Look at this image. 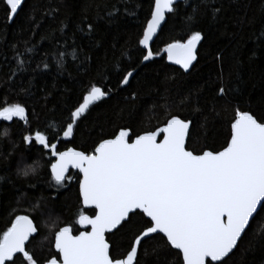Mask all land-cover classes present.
<instances>
[{
    "label": "trees",
    "instance_id": "16d2710c",
    "mask_svg": "<svg viewBox=\"0 0 264 264\" xmlns=\"http://www.w3.org/2000/svg\"><path fill=\"white\" fill-rule=\"evenodd\" d=\"M197 5L198 22L190 29L187 16ZM153 6L154 0H26L9 23L0 0V101L20 103L29 117L27 125L0 123V235L17 215H28L38 227L29 251L39 264L54 253L55 231L72 226L77 234L79 214L93 211L82 210L79 174L71 172L58 190L50 153L23 137L39 131L57 142L91 86L109 97L80 118L69 142H58L60 151L72 147L90 154L119 130L131 129L133 139L161 127L170 115L192 121L189 150L220 151L230 138L234 108L264 119V0L179 3L152 46V61L142 65L139 39ZM214 8L220 9L215 19ZM191 30L204 38L194 67L184 73L167 63L163 49L186 42ZM133 71L122 87L123 77ZM221 85L226 97L218 95ZM28 166L35 167L34 175L18 174ZM140 229L141 221L134 219L107 235L116 255L130 250ZM174 252L162 240H151L139 251V264H173ZM234 253L228 264H264V217L251 224Z\"/></svg>",
    "mask_w": 264,
    "mask_h": 264
},
{
    "label": "snow or ice",
    "instance_id": "6c2138e0",
    "mask_svg": "<svg viewBox=\"0 0 264 264\" xmlns=\"http://www.w3.org/2000/svg\"><path fill=\"white\" fill-rule=\"evenodd\" d=\"M22 2L3 0L10 21L22 10ZM214 2L201 0L205 6ZM183 3L187 6L189 0ZM198 7L187 16L190 29L198 22ZM177 11L178 0H155L151 19L139 39L148 50L144 60L153 57L150 42L166 14L175 15ZM211 11L215 19L220 9ZM203 38L200 31L191 30L186 42L170 43L163 51L170 62L187 72L197 59V46ZM72 55L75 57V53ZM57 63L63 67L62 60ZM132 75L128 72L122 85H127ZM106 95L101 87L91 86L83 102L70 112L62 132L64 141L73 138L76 122L90 105ZM218 95L226 97L228 90L221 85ZM0 104V121L28 124L25 106L7 101ZM233 112L230 138L220 151L189 150L186 143L191 138L192 121L175 115H170L164 126L137 134L134 139L131 129L119 130L113 138L99 142L91 154L74 148L60 151L56 142L39 131L34 136L25 135L23 139L31 147L39 145V150L55 157L50 171L58 190L71 180L69 169L81 174L83 208L94 210L92 215L81 212L75 221L90 231L76 235L72 226H64L54 232V253L45 264H139L143 245L156 239L176 250L173 264H228L251 224L264 217V119L239 108ZM35 171L28 166L18 174L34 175ZM134 219L141 221L140 232L134 236L130 250L118 256L106 234L122 231ZM37 232L33 219L17 215L0 235V264H39L29 251L30 238Z\"/></svg>",
    "mask_w": 264,
    "mask_h": 264
},
{
    "label": "water",
    "instance_id": "95a60500",
    "mask_svg": "<svg viewBox=\"0 0 264 264\" xmlns=\"http://www.w3.org/2000/svg\"><path fill=\"white\" fill-rule=\"evenodd\" d=\"M25 1L26 0H23V2H22V6H23V4L25 3ZM154 2H155V0H154ZM183 2V0H178V4L179 3H182ZM153 10H154V6H153ZM19 11L20 10H18V13H19ZM169 14H166V19H165V22L161 25V27H160V29H158L157 30V35L153 38V41L152 42H150V50L152 51V46H153V44H154V42H155V40H156V38L158 37V35H159V33H160V31H161V29H162V27L164 26V24L166 23V20H167V16H168ZM17 16V15H16ZM15 16V17H16ZM15 17H13L12 18V20L10 21L9 20V23H11L14 19H15ZM151 19V16H150V18H149V20ZM147 25V24H146ZM145 28H146V26H145ZM201 43V42H200ZM199 46H200V44L197 46V51H198V49H199ZM140 47L143 49V47L140 45ZM144 51H145V55L147 54V51L148 50H145V49H143ZM164 54H165V57H166V61H167V63L170 65V66H172V67H175V68H177V69H179L180 71H182V72H184V73H188V72H190L191 71V69L194 67V65H195V63H196V60L193 62V64H192V66L189 68V70L187 71V72H185L178 64H173L172 62H170L169 60H168V58H167V53H165L164 52ZM152 59H153V57H152ZM152 59H150V60H142V65H145V64H148L149 62H151L152 61ZM133 73V75H134V71L132 72ZM132 75V76H133ZM132 76L129 78V81L131 80V78H132ZM128 85V84H127ZM127 85H121L122 87H126ZM107 97H109V94H107L106 95V97L105 98H103V99H106ZM103 99H101V100H99V101H96V102H94L92 105H90V108L92 107V106H94L95 104H97L98 102H100V101H102ZM83 102V101H82ZM89 108V109H90ZM85 115V114H84ZM78 122V121H77ZM77 122H76V124H77ZM0 123H1V121H0ZM76 126V125H75ZM75 126H74V128H75ZM162 126H164V125H162ZM161 126V127H162ZM190 128H191V125H190ZM66 130V129H65ZM134 139V138H133ZM60 141H62V142H69V141H64L63 139H62V136L59 138V140L56 142L57 143V146H58V142H60ZM187 144V143H186ZM72 148V147H71ZM76 150V149H75ZM79 151V150H78ZM53 159H54V162H55V157H52ZM53 162V163H54ZM50 170V169H49ZM71 171H73V172H77L78 173V171L77 170H75V169H69V172H71ZM50 173H51V171H50ZM79 174V173H78ZM79 176H80V179L82 178L81 177V174H79ZM78 188H79V185H78ZM79 197H80V195H79ZM80 201H81V198H80ZM81 206H82V208H83V205H82V201H81ZM84 210H93V209H85V208H83ZM35 224V223H34ZM77 226H78V229H79V232L80 231H90V228L89 229H83V228H80V226L77 224ZM116 230H114V232H115ZM79 232L76 234V235H78L79 234ZM110 234H112V233H107L106 234V239H107V235H110ZM33 237H31L30 238V240L32 239ZM54 249V248H53ZM174 250V249H173ZM176 251V250H175ZM235 251V250H234ZM45 264V263H44Z\"/></svg>",
    "mask_w": 264,
    "mask_h": 264
},
{
    "label": "flooded vegetation",
    "instance_id": "af4514ba",
    "mask_svg": "<svg viewBox=\"0 0 264 264\" xmlns=\"http://www.w3.org/2000/svg\"><path fill=\"white\" fill-rule=\"evenodd\" d=\"M68 148H71V147H68ZM64 150H66V149H64ZM64 150H62V151H64ZM90 154H91V153H90ZM51 157H52V156H51ZM52 159H53V158H52ZM53 162H54V159H53ZM53 162H52V163H53ZM50 166H51V165H50ZM49 169H50V168H49ZM71 172H73V171H71ZM71 172H69V174H70ZM76 173H77V172H76ZM82 210H83V211H94V210H84L83 208H82ZM84 214L91 215V214H88V213H86V212H85ZM78 219H79V217H78ZM78 219H77V220H78ZM77 227H78V226H77Z\"/></svg>",
    "mask_w": 264,
    "mask_h": 264
}]
</instances>
